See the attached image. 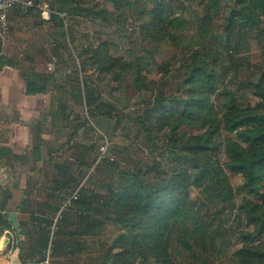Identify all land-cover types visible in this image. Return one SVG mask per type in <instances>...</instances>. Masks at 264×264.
Instances as JSON below:
<instances>
[{"label":"rangeland","instance_id":"rangeland-1","mask_svg":"<svg viewBox=\"0 0 264 264\" xmlns=\"http://www.w3.org/2000/svg\"><path fill=\"white\" fill-rule=\"evenodd\" d=\"M158 2H163L164 11H171L167 13L168 19H176L173 27H154L148 16H139L138 8L143 6L150 10ZM206 3L207 0H120L118 3L81 0L79 5L83 13L80 16L68 13L65 20L70 41L65 28L59 29L52 22L44 20L39 12L10 19L8 34L0 42V56L15 64L22 73L35 69L52 77L48 83L50 88L54 86L53 90L57 91L55 98L61 97L57 95L63 89L67 92L65 99H59L65 101L66 116L60 117L59 113L50 116L53 125L44 133L48 144L41 148L42 159L35 161L31 157L30 163L24 167L16 164L13 179L8 180L15 185L10 189L11 193L16 191L10 210L16 213L17 224L31 226L34 222H30V215L59 222V213H53L46 206L49 193L60 191V195L65 191L52 183L55 165L67 168L75 181L71 182L72 185L105 194L107 184L121 180L120 171H145L154 159L163 168L172 164L169 159L171 153L166 150L169 128L156 127L146 132L142 126H146V122L138 117L151 106L157 92L167 98L186 96L183 91L184 65L188 64V60L191 62L193 53L201 57L208 55L207 60L212 67V60H215V77L208 87V95L219 116L227 110L226 105L231 99L241 107H254L262 111L260 99L254 95V87L249 82H255L264 69V14L259 9L256 11L257 20H248L240 29H231V21L240 18L237 12L240 6L235 0H217L215 7L208 11H205ZM181 23L183 25L178 26ZM249 24L251 28H248ZM100 42H106V52L111 58L127 62L140 59L141 74L145 78L136 81L132 69L120 74L118 79L114 78L116 75L113 73L118 71L117 68L105 73L98 72L96 65L93 66L86 58ZM148 50H156L151 59ZM51 57L57 58L53 73L46 69ZM82 62H85L86 70L80 72L79 64ZM162 64L166 67L163 74L159 69ZM81 76L93 94L91 106L78 105L71 98L75 90L82 87ZM76 77H79V83ZM100 102L110 104L113 109L107 114L94 111ZM166 104L168 108L171 107L169 102ZM50 118L47 124H50ZM180 128L187 135L201 133L187 126L181 125ZM220 134L221 138H234V133L229 134L222 127ZM224 149L222 147L213 157L222 164L228 161ZM223 168L234 197L232 204L223 210L224 203L220 201L207 204L209 220L212 221L208 231L212 234L208 239L207 264H220V261L223 264H236L233 254L243 246V234L254 232L253 226L246 225L245 211L240 209L241 206H257V214L264 218L262 198L243 190L241 174ZM2 186L6 185H0V199L5 190ZM260 192L264 193V185ZM191 196L197 198L198 191L192 190ZM64 207V204L60 206L61 209ZM64 210L68 213L67 223L60 233L51 224L50 236L56 233L53 244L57 249H47L45 260L49 264H101L108 245L122 231L120 226L105 221L98 232L77 235L75 231L81 223L76 211L68 206ZM30 226L23 228L24 235L21 236H16L13 231L0 235L10 240V247L2 255L3 258L0 257V264H27L19 263L17 255L19 243L37 239L35 234L31 237L28 235L30 230H34ZM214 229L225 231L227 235L223 248H219L220 241L213 234L217 231ZM211 241L214 242L213 246ZM261 243H264V235L256 240V245ZM22 247L28 251L27 244ZM180 251L181 254L176 256L181 264L196 263L188 252Z\"/></svg>","mask_w":264,"mask_h":264},{"label":"trees","instance_id":"trees-1","mask_svg":"<svg viewBox=\"0 0 264 264\" xmlns=\"http://www.w3.org/2000/svg\"><path fill=\"white\" fill-rule=\"evenodd\" d=\"M109 1L118 3L120 0ZM80 2L81 0H49V5L58 12L80 16L83 13ZM216 2L217 0H207L205 11L213 9ZM235 3L240 6L237 12L242 21L240 18L235 22L232 20L231 29H240L246 24L244 22L257 20L256 11L259 9L264 14V0H235ZM163 5V2H158L154 3L150 10L141 6L137 11L141 18L143 15L150 18L151 26L173 27L176 19H168L171 11H164ZM50 21L59 29L65 28L63 21L54 14ZM182 25L183 23L178 26ZM251 27L249 24L248 28ZM65 31L70 41L68 29L65 28ZM105 45L106 42L98 43L86 58L93 66L96 65L98 72L118 69L113 72L116 75L114 78L118 79L120 74L132 69L136 81L145 78L141 74L140 59L127 62L111 58L107 55ZM155 51L148 50L150 59ZM190 59L191 62L188 60V64L184 65L183 91L186 96L175 95L167 98L163 93L157 92L151 106L138 117L146 122L145 126L140 121L146 132L156 127L169 128L166 150L171 153L169 159L172 164L163 168L162 164L154 159L145 171H120L118 174L121 180L107 184L105 194L72 185L75 181L72 174L67 172V168L55 165L52 183L65 191L60 195V191L49 193L46 197L49 203H46V206L53 213H59V222L53 223L40 215H30V222H34L31 226L18 224L20 236L24 235L23 228L26 226L34 229L27 233L30 237L32 234L37 235L36 240L34 238L31 242L28 240L19 243L20 263L44 264L47 249H57L53 244L56 233L50 236V227L54 224L57 233H60L62 226L67 223L68 213L64 210L66 206L63 209L60 206L65 204L66 195L73 190H77L78 196L68 207L76 211L81 223L75 231L77 235L98 232L105 221L115 223L122 229L108 245L107 252L100 260L101 264H181L176 256L181 254L180 250L188 252L192 259H195L196 263L192 261L191 264H207L208 239L212 234L208 232L212 221L209 220L207 204L220 201L224 203L223 210L232 204L234 197L223 166L229 171L241 174L243 190L250 195L259 196L264 201V193L260 192L264 185V69L255 82H249L254 87V95L260 99L262 111L255 110L254 107H241L231 99L226 105L227 110L219 116L208 95V87L215 77V60H212V67L208 63V55L201 57L198 53H193ZM6 62L5 58L0 57V66ZM79 69L80 72L86 70L85 62L79 64ZM159 69L162 74L166 73L164 64L160 65ZM48 77L35 69L24 74L26 92L47 91L50 78ZM75 80L79 83V77ZM80 80L82 87L76 89L71 98L78 105L91 106L94 99L91 89L82 76ZM57 96L61 97H56L53 101L58 103L59 116L65 117L66 104L59 99H65L67 92ZM167 102L171 105L170 108L167 107ZM112 109L110 104L100 102L94 111H104V114H107ZM181 125L201 133L187 135L180 130ZM221 127L229 134L234 133V138H221ZM222 147L228 157L225 164L213 159ZM34 153L39 155L36 149ZM22 161L23 159L13 154L10 149L0 148V164H23ZM192 190L198 191L195 199L191 196ZM10 198L9 193L3 192L0 199V235L5 231L14 232L9 221V213L12 212L8 211ZM240 209L245 211L246 225L253 226L255 233L243 234V246L233 254L236 264H264V243L256 245V240L264 235V218L257 214V206L245 204ZM224 233L225 231L220 230L213 232L220 241L219 248L226 245L227 235ZM211 242L213 246L214 242ZM24 244L28 245L27 252L22 247ZM198 260L200 262H197ZM220 264H223V261H220Z\"/></svg>","mask_w":264,"mask_h":264},{"label":"crops","instance_id":"crops-1","mask_svg":"<svg viewBox=\"0 0 264 264\" xmlns=\"http://www.w3.org/2000/svg\"><path fill=\"white\" fill-rule=\"evenodd\" d=\"M47 1L49 2V0ZM32 12L37 11L32 10L30 13ZM17 16L15 12L11 13L10 19ZM6 60L8 62L0 66V148L10 149L13 154L23 159V164L1 163L0 185H6L2 188L5 189L3 192L11 195L8 200V211H14L10 210V206L15 201L16 191L11 193L10 189L14 184L11 185L8 180L12 181L13 172L17 168L16 164L24 167L30 163L31 157L35 161H38L37 156L39 160L42 159L41 148L48 144L47 136L44 133L49 131L53 125L51 118L58 114V103L53 101L57 92L53 90L54 86L50 88L48 85L45 92L27 93L24 79L26 73H22L15 64ZM51 79L52 77L48 80L51 81ZM64 90L60 93L63 94ZM50 116L52 117L50 118ZM49 118L51 121L50 124H47ZM35 149L37 152L39 151V155L34 153Z\"/></svg>","mask_w":264,"mask_h":264},{"label":"built area","instance_id":"built-area-1","mask_svg":"<svg viewBox=\"0 0 264 264\" xmlns=\"http://www.w3.org/2000/svg\"><path fill=\"white\" fill-rule=\"evenodd\" d=\"M32 10L39 12L41 18L46 21H50V17L54 14L63 21L65 26V20L68 13L58 12L52 9L47 0H0V42L4 41L8 34L10 28V14L15 12L18 16H24ZM56 60V57L50 58V61L46 64L48 72H55L57 64ZM101 150H103V147H101ZM77 196V190L72 191L66 198L64 205H71V203L77 199ZM44 264L49 263L45 260Z\"/></svg>","mask_w":264,"mask_h":264},{"label":"water","instance_id":"water-1","mask_svg":"<svg viewBox=\"0 0 264 264\" xmlns=\"http://www.w3.org/2000/svg\"><path fill=\"white\" fill-rule=\"evenodd\" d=\"M9 221L11 223V226H12V229L14 230L15 235L19 236V228H18V224H17L16 213H14V212L9 213ZM4 243L6 245V251H5V253H6L10 247V240L4 239Z\"/></svg>","mask_w":264,"mask_h":264},{"label":"bare ground","instance_id":"bare-ground-1","mask_svg":"<svg viewBox=\"0 0 264 264\" xmlns=\"http://www.w3.org/2000/svg\"><path fill=\"white\" fill-rule=\"evenodd\" d=\"M4 239L5 238L3 237L0 238V257H2L3 254L5 255V251H6V247H4L5 246Z\"/></svg>","mask_w":264,"mask_h":264}]
</instances>
